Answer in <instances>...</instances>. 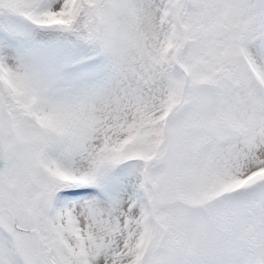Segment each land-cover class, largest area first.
I'll use <instances>...</instances> for the list:
<instances>
[{
  "label": "snow or ice",
  "instance_id": "1",
  "mask_svg": "<svg viewBox=\"0 0 264 264\" xmlns=\"http://www.w3.org/2000/svg\"><path fill=\"white\" fill-rule=\"evenodd\" d=\"M0 264H264V0H0Z\"/></svg>",
  "mask_w": 264,
  "mask_h": 264
}]
</instances>
